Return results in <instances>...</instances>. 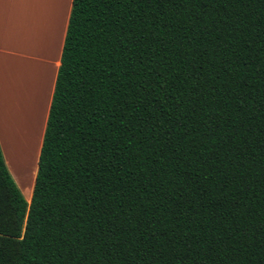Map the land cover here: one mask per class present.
Instances as JSON below:
<instances>
[{
    "label": "trees",
    "instance_id": "1",
    "mask_svg": "<svg viewBox=\"0 0 264 264\" xmlns=\"http://www.w3.org/2000/svg\"><path fill=\"white\" fill-rule=\"evenodd\" d=\"M0 264H264V0H72Z\"/></svg>",
    "mask_w": 264,
    "mask_h": 264
},
{
    "label": "crops",
    "instance_id": "2",
    "mask_svg": "<svg viewBox=\"0 0 264 264\" xmlns=\"http://www.w3.org/2000/svg\"><path fill=\"white\" fill-rule=\"evenodd\" d=\"M71 2L0 0V147L7 168L27 201ZM30 164L31 187L25 193L17 180Z\"/></svg>",
    "mask_w": 264,
    "mask_h": 264
},
{
    "label": "bare ground",
    "instance_id": "3",
    "mask_svg": "<svg viewBox=\"0 0 264 264\" xmlns=\"http://www.w3.org/2000/svg\"><path fill=\"white\" fill-rule=\"evenodd\" d=\"M32 174H33V165L30 164L28 165V169L25 171L23 177H21L22 180L21 183L29 187L32 181Z\"/></svg>",
    "mask_w": 264,
    "mask_h": 264
},
{
    "label": "rangeland",
    "instance_id": "4",
    "mask_svg": "<svg viewBox=\"0 0 264 264\" xmlns=\"http://www.w3.org/2000/svg\"><path fill=\"white\" fill-rule=\"evenodd\" d=\"M12 178H13V177H12ZM16 178H18V177H16ZM14 181H15V180H14ZM17 181L20 182L21 185H20V184H19V185H20V187L23 189V191H24L25 193L28 192V190H29V188L31 187V185H30L29 187L26 186V185H24L23 183H21L22 180L19 179V178H18ZM17 186H18V185H17ZM18 187H19V186H18ZM19 189H20V188H19ZM20 190H21V189H20ZM21 192H22V191H21ZM24 197H25V196H24Z\"/></svg>",
    "mask_w": 264,
    "mask_h": 264
}]
</instances>
